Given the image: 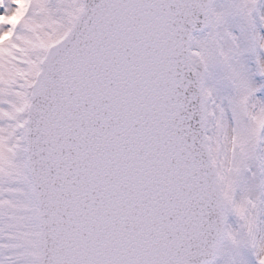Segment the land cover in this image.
<instances>
[{
  "label": "snow or ice",
  "instance_id": "1",
  "mask_svg": "<svg viewBox=\"0 0 264 264\" xmlns=\"http://www.w3.org/2000/svg\"><path fill=\"white\" fill-rule=\"evenodd\" d=\"M0 264H264V0H0Z\"/></svg>",
  "mask_w": 264,
  "mask_h": 264
}]
</instances>
